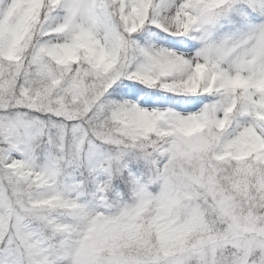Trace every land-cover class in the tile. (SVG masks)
Returning <instances> with one entry per match:
<instances>
[{"label":"snow or ice","instance_id":"1","mask_svg":"<svg viewBox=\"0 0 264 264\" xmlns=\"http://www.w3.org/2000/svg\"><path fill=\"white\" fill-rule=\"evenodd\" d=\"M0 264H264V0H0Z\"/></svg>","mask_w":264,"mask_h":264}]
</instances>
